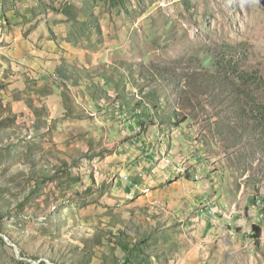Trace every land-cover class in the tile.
<instances>
[{
    "label": "rangeland",
    "instance_id": "1",
    "mask_svg": "<svg viewBox=\"0 0 264 264\" xmlns=\"http://www.w3.org/2000/svg\"><path fill=\"white\" fill-rule=\"evenodd\" d=\"M105 36L133 41L117 48L127 60L97 67L90 91L106 113L96 99L95 112L55 93L80 47L72 39L97 58L110 49ZM44 52L52 63L41 73L56 88L38 86L39 69L26 59ZM17 75L24 90L10 87ZM52 93L74 119L67 133L45 131L43 144L42 127L66 120L51 117ZM150 126L155 140L137 154ZM180 183L195 187L179 198L182 212L153 213L145 197L163 194L164 208ZM200 192L198 216L208 222L223 219L221 205L234 217L241 199L253 200L244 224L223 223L247 231L235 236L245 244L196 221L182 197ZM263 218L264 0H0V264H264V226L252 236Z\"/></svg>",
    "mask_w": 264,
    "mask_h": 264
},
{
    "label": "crops",
    "instance_id": "2",
    "mask_svg": "<svg viewBox=\"0 0 264 264\" xmlns=\"http://www.w3.org/2000/svg\"><path fill=\"white\" fill-rule=\"evenodd\" d=\"M72 40H73L72 42L74 44H77L80 47H79L78 51L76 52L75 56L69 55L67 57V59L65 60L68 64H67L66 68H64L65 74L63 73L62 76L58 75V76H60L59 77L60 79L57 80V81H61V83H57V84H60V85H57V88H56V85L54 84V79L55 78H53L52 76L50 78H48L47 75L41 73V71L43 69L47 70V68H44V67H48L52 63L50 58H48L47 56H44L46 54V52H44L43 54H41L39 56H36V55L30 56V57H28L26 59H30L29 62L32 63V67H35V68L39 69V78H38V84H37L38 86L55 87L56 88L55 93L58 91V87H59L61 90L67 92L71 96V99H72L73 103H75V101H76L78 104H81L84 100L85 101H89V103L87 105H85V107L83 105V107L85 109H86V107H90V109H93L96 112V104L94 103L95 99H96V95H95V92L93 90L90 91L91 90L90 88L93 86V82L96 83V76H99L103 72L102 70H100L101 68L98 70V68H97L98 65H100L101 61L102 62H108L110 60V57H112V58L115 57L116 59L127 60L128 58L126 56V53H121L117 48H118L119 45H123V44L124 45H126V44H131L132 45L133 41L131 42L130 38L126 37V36H124L123 38H115V39H113V37H111V39H110L109 36H105V42L106 43L105 42L104 43L106 45H110V49L105 47L106 49H105V51H102V55H101V53H99L97 58L96 57L92 58V57L88 56V55H90L89 54L90 52L88 54H86V50L84 48L85 44L82 42V40H80L77 37L73 38ZM100 44H103V43L100 42ZM43 56H44V58H42ZM52 60L54 62L53 57H52ZM75 60L78 61V63L80 65H75V63H76ZM13 63L16 65L17 68L21 67L19 65L17 66V64L15 62H13ZM18 71H20L19 68H18ZM123 73L124 74L121 76V78L123 80H125L129 84V82L131 80L130 79V74L127 71L123 72ZM52 74H53L54 77H57L56 76L57 73H52ZM131 75H132V73H131ZM22 78L23 77L21 75H17L16 77L10 79L9 80L10 87H12V88H20V89L24 90L27 87V83L24 82V81H21ZM132 88H133V91L137 90V87H135L133 84H132ZM50 96L51 97L49 98L48 103L50 104V107H51V112H52L51 117L61 115L62 117L63 116L66 117V120L64 121L65 118L63 120L61 119L60 123H58L56 121V124L59 127V130L52 129L49 124H46L45 126L42 127L44 130L41 129V134H40V136H38V139H41V143H43V144H46V142L48 140L47 137H43V136L48 135L49 133L53 134V133L61 132V131H65V130H66V133H67L68 127H69V125L72 124V121L74 119V118L70 117V107L65 106L63 104L62 99L59 98V96H57L54 93H52ZM125 96H126V94H124V97ZM77 98H79V99H77ZM136 101H137L136 105H139L141 108L144 107V105H142L141 101H139L138 99ZM96 102H99V101H97V99H96ZM121 104L125 105L126 101L125 100L121 101ZM26 109H28V108H26ZM98 109L99 110L104 109L105 113L109 111L108 107H104L103 108L101 102H99ZM79 113H81L83 115V114H85V111L82 110ZM78 120H79V122H76V124L80 125V123H84L86 118L80 117V119H78ZM30 121L32 123L33 119H31ZM157 122H158V124L161 123L160 120L157 121ZM124 128L125 129H129L130 127H128V126H126V127L125 126H120L119 129H116V130H118L117 132L119 133ZM153 129L155 130L154 132H153ZM156 129H157V126H154V127L150 126L148 128V130H147L148 132L146 134H143V136H141L139 145L136 144V146L139 147L137 154H140L141 150L144 148V146H140V144H149V143H153L154 142L155 134L157 133ZM32 131H33V133H36L37 130L33 129ZM123 134L127 135V133H125V132H123ZM68 135L69 134L66 135L67 138H73L72 135H70V137ZM67 138H66V145L71 149L72 146H75L76 142L73 143V145L71 144L69 146L67 144V143H69ZM172 139H174L173 136L170 138V140H172ZM36 140H37V138H36ZM166 144H167V146L171 145V144H168V140H167ZM124 146H125V148H124ZM124 146L122 147V152L127 157H129L131 154H133V148H132V150H129L127 143L124 144ZM147 147H148V145H146L144 149H146ZM123 148H124V150H123ZM134 151L137 152L136 149ZM173 151H174V149H173ZM174 153L178 156L177 158H179L181 156L184 157V156L191 155V154H187V152L185 154H183V153H178V152L174 151ZM117 155H118V152L116 151L115 152V156L117 158H119V156H117ZM125 159H127V158H124V160ZM200 164H201L202 167H203V165H205V166H207V168H209L208 164H206L205 162H203V165H202V162ZM204 183H205V188H206V191H207L208 189H207L206 186L209 187L210 186L209 184H211V181L209 180V178L207 176H206V181H204ZM180 184H181V186H179L177 188L178 190L175 191V192H173V190H171L170 188L167 189L166 194L169 195L170 193H173V195H174V198H172V201H171L172 203L174 201V204L165 201L164 208H162V206H161V208L157 207L158 206L157 205L158 201H160V199L163 196V194L160 195L159 192H157L156 196L152 195V196L145 197L146 204H148L150 202H152V204H155V205H152L153 209L151 211L153 213H156V214L158 213L159 214L160 213L159 209H161L162 213L165 214L164 212H165L166 208L170 209V208L174 207L172 209L174 211V213H176V214L177 213H181L182 212V208H183L184 205L182 204V202H181V200L179 198L183 195V193H184L186 188H188L189 192L191 194H193L195 192L194 191L195 187L192 188L193 186H191L190 184H187V185H184L182 183H180ZM215 191H216V189H215ZM210 193L211 192H208L207 194H210ZM249 196L251 197V195H249ZM201 197H202L201 192L196 194V197H195L194 200L193 199H191V200L186 199V198H188L187 197V193L185 194V197L184 196L182 197L184 201H188L187 203H185V205H188L187 208L191 212H193L194 217L196 218V221L202 222L203 225H206V226H203V227L206 229V231L209 234L214 233V230L218 231L219 228L224 230L225 227H226V229H227L225 231V233H226L225 235L226 236H223V239H220V240H222V241L225 240L227 243H230L231 239L228 238V237H231V238H233L232 241L235 240L237 243L245 244L247 242V240L243 236H241L242 237L241 240L238 239V237H235V236L237 234H239V233L241 235L245 236V234H248L247 231H237V232H235V230L229 229L228 226H224L223 223L227 222L230 218L233 217L232 215L228 216L226 214V212L224 211L225 210V208H224L225 206L222 207V205H221V208H222V211H223L222 212V218L223 219L221 221H218V220L210 221L209 220L210 222H208L207 218L206 219H200L199 218L198 211H197V208H198L197 203H198V201H199V199ZM241 201H242V205H239V207L241 208V210L244 211V208L246 207L244 205H249V203L251 204V202L253 200L244 201L243 199H241ZM253 207H257V206H255L253 204ZM232 208H236V206L235 207L232 206ZM241 210H239V212H240L239 216H234L233 218L236 217L235 219L238 221V223L240 222L239 224H244L245 223V219H241V217H242V211ZM231 214H232V212H231ZM203 215H205V214L203 213ZM227 218H229V219H227ZM258 220L260 221V220H264V219H258ZM173 221L175 223H177L176 219H173L170 222V225L168 226L169 230H172L173 227L176 226L173 223ZM220 222L222 223V226H220ZM261 222H262V224H258V223H256V224L261 225V228H263V226H264L263 223L264 222L263 221H261ZM230 233L233 235V237L229 235Z\"/></svg>",
    "mask_w": 264,
    "mask_h": 264
},
{
    "label": "trees",
    "instance_id": "3",
    "mask_svg": "<svg viewBox=\"0 0 264 264\" xmlns=\"http://www.w3.org/2000/svg\"><path fill=\"white\" fill-rule=\"evenodd\" d=\"M123 81L126 82L125 80H123ZM136 99H139V98L137 97ZM260 232H261V225L254 224V232H253V235L252 236L255 238V237H257V235L255 233H257L258 236H259Z\"/></svg>",
    "mask_w": 264,
    "mask_h": 264
},
{
    "label": "clouds",
    "instance_id": "4",
    "mask_svg": "<svg viewBox=\"0 0 264 264\" xmlns=\"http://www.w3.org/2000/svg\"><path fill=\"white\" fill-rule=\"evenodd\" d=\"M123 75V74H122ZM152 94V92H151V89H150V94L149 95H151ZM162 97L160 96V99H161ZM164 109V108H163ZM162 110V109H161ZM162 112V111H161ZM163 116H165V115H163ZM254 194H255V191H254Z\"/></svg>",
    "mask_w": 264,
    "mask_h": 264
},
{
    "label": "built area",
    "instance_id": "5",
    "mask_svg": "<svg viewBox=\"0 0 264 264\" xmlns=\"http://www.w3.org/2000/svg\"><path fill=\"white\" fill-rule=\"evenodd\" d=\"M148 123H151V121H149ZM142 129H143V127H142ZM143 132H145L144 131V129H143ZM138 145H139V142L137 143ZM136 150H137V148H136ZM197 155V154H196ZM198 156V155H197ZM264 219V218H263Z\"/></svg>",
    "mask_w": 264,
    "mask_h": 264
}]
</instances>
